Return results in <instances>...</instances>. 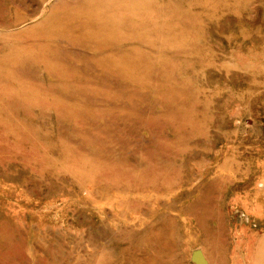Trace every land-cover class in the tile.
Returning a JSON list of instances; mask_svg holds the SVG:
<instances>
[{
  "label": "rangeland",
  "instance_id": "rangeland-1",
  "mask_svg": "<svg viewBox=\"0 0 264 264\" xmlns=\"http://www.w3.org/2000/svg\"><path fill=\"white\" fill-rule=\"evenodd\" d=\"M0 264H264V0H0Z\"/></svg>",
  "mask_w": 264,
  "mask_h": 264
}]
</instances>
